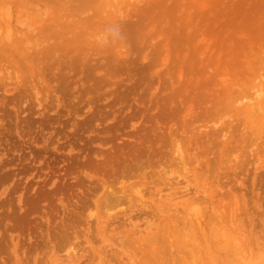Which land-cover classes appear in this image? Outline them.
<instances>
[{
    "label": "rangeland",
    "instance_id": "374dc122",
    "mask_svg": "<svg viewBox=\"0 0 264 264\" xmlns=\"http://www.w3.org/2000/svg\"><path fill=\"white\" fill-rule=\"evenodd\" d=\"M259 11L264 0H0V264H152L167 253L172 264H264V159L242 169L248 179L215 165L223 125L245 126L235 114L245 96L231 95L230 110L212 97ZM159 130L169 168L142 152Z\"/></svg>",
    "mask_w": 264,
    "mask_h": 264
},
{
    "label": "bare ground",
    "instance_id": "6f19581e",
    "mask_svg": "<svg viewBox=\"0 0 264 264\" xmlns=\"http://www.w3.org/2000/svg\"><path fill=\"white\" fill-rule=\"evenodd\" d=\"M257 14H260V15H256V16H254V17H251L250 19H248V25L249 26H251L252 27V29H251V32L250 33H248V34H246L245 35V37H242V38H237V39H234V42H235V45L232 47V49L229 51V59H223V60H221L222 61V65H221V67H220V69H219V72L217 73V75H220V78H221V76H222V78L220 79V84H221V86L223 87V88H219V89H222L221 90V92H222V94H221V92L220 91H218L217 89H215V93H213L212 95V97L213 98H215L216 100H217V103L216 104H221L224 108H225V110H228V108H229V110L230 109H232V101H231V95H236L237 94V96H239V97H242V96H245V99L242 97V99L240 100V101H242L245 105H247V107L244 109V110H237V112L235 111V114L237 115V116H239L240 118H239V121H241V122H243L244 124H245V126L243 125V128L241 129H239V130H237V132L236 131H226L227 130V127L225 126V125H223V129L225 128V131H224V133L225 134H223L224 135V137L222 138V139H225V140H223V143L222 144H224V145H221L222 146V150H221V148L219 149V151L221 152V154H219L220 155V157H218V158H220L219 160H218V162H216L215 163V161H213L214 163H215V165H219V167H220V165L222 166L220 169H222L221 170V173H218V172H216V173H218V174H221V175H224V174H230L229 172L230 171H236L237 172V170H239L240 169V172H241V170L242 169H244V168H246L247 166H251V164L253 165V160H252V158H254V155H256L258 158H262V159H264V18H263V15L260 13V11L257 13ZM220 66V65H219ZM211 84V83H210ZM214 88H216V87H218L217 86V83L215 82V80H214V82L211 84ZM201 90L199 89V91L198 92H196L197 94H200L201 96H203L202 95V93L200 92ZM248 93H251V95H253V98H254V102H253V100L252 99H248L249 97H246V95H248ZM252 93H254V94H252ZM224 96H226V98H224ZM205 98H207L206 96H203V99L205 100ZM247 99H248V102H245V101H247ZM245 100V101H244ZM231 101V102H230ZM240 101H238V103L240 102ZM242 102H240L241 104H239V106H243L244 104H242ZM248 104H250V106H248ZM232 106V107H231ZM232 111V110H231ZM225 126V127H224ZM245 127V128H244ZM164 130H165V128H164ZM156 131V130H155ZM154 131V132H155ZM159 131H162V130H159ZM159 131H158V134L160 135L159 137L157 136V138H156V141H155V139H154V137H156V136H154L153 137V139H154V141H155V145H153V139L151 140V145L149 144V146H147L148 148L146 149V150H144V151H142V152H145L147 155H150L151 154V152H152V154H158V155H160V153L159 152H161V154H163V155H165L164 157H162L161 156V158H160V160H159V158L157 159H155V161H156V163L157 162H159V161H164L165 162V158L167 159V160H171V162H174L173 160H175V159H168L167 158V154H169V153H166L165 151V153L163 152V150H164V148H165V146L167 145L162 139H163V137H162V135H165V134H162V133H164L163 131L162 132H160L159 133ZM155 133H157V132H155ZM167 134V133H166ZM169 134V133H168ZM153 136V135H152ZM162 137V138H161ZM258 140H260V142L259 143H262V146L261 147H259V145H258ZM177 145H179V147L177 146ZM177 145L176 146H174V147H176V149H174V151L173 152H176V150H178V160H177V163H176V165L178 166V164H180L179 166L181 167V163H183L185 166H187L184 162L186 161V160H184V153H183V149H182V147H180V144L179 143H177ZM153 146V147H152ZM168 147H169V145H167ZM237 147H239V148H241L240 149V151H239V148L237 149ZM167 148V147H166ZM173 148V147H172ZM178 148V149H177ZM185 149H187V148H185ZM209 150V149H208ZM166 151H167V149H166ZM219 152V153H220ZM145 153H142V154H145ZM149 153V154H148ZM205 153V152H204ZM234 153H236V155L234 156ZM151 154V155H152ZM173 154V153H172ZM185 156H188V155H185ZM153 157V159H154V157L155 156H152ZM149 158V157H148ZM230 158H232V159H230ZM152 159V158H151ZM150 159V160H151ZM148 160V159H147ZM150 160H148L149 162H150ZM158 160V161H157ZM250 160V161H249ZM259 160V159H258ZM144 161H145V159H144ZM143 161V162H144ZM210 160H208V163H212V161H210ZM253 161V162H252ZM114 162V161H113ZM112 162V163H113ZM145 162H147V161H145ZM144 162V163H145ZM161 162V163H162ZM219 162H221V163H219ZM233 162V165H230V163H232ZM250 162V163H249ZM111 163V164H112ZM139 163H141V162H139ZM152 163V162H151ZM150 163V164H151ZM153 163L155 164V162L153 161ZM161 163H158V165L160 164V166H158V170H159V167H164V164H169V162L168 161H166L164 164H162L161 165ZM187 163V162H186ZM214 163H212V165H214ZM218 163V164H217ZM150 164H148L147 165V167H150L151 166V170H152V168H153V164L152 165H150ZM175 163H170L169 165H165V167H168V166H170V167H172L173 165H174ZM117 166V164L115 163L113 166L114 167H116ZM150 165V166H149ZM155 165H157V164H155ZM184 165H182V167L184 166ZM205 165V164H204ZM207 165H210V164H207ZM210 166V167H213V166ZM215 165H214V167H215ZM112 166V165H111ZM110 166V167H111ZM112 166V167H113ZM184 166V167H185ZM233 166V167H232ZM249 166V167H250ZM113 167V168H114ZM138 167H140V165L138 164ZM165 167H164V170H165ZM181 167V168H182ZM204 167V166H203ZM209 167V166H208ZM210 167H209V169L208 168H206L207 169V172L209 173V170H211L210 169ZM248 167V168H249ZM143 168H146V167H143ZM169 168V167H168ZM179 168V167H178ZM186 168V167H185ZM185 168H182V169H185ZM205 168V167H204ZM215 168H217V167H215ZM233 170H232V169ZM160 169H163V168H160ZM247 169V168H246ZM245 169V170H246ZM264 169V168H263ZM151 170H149V171H151ZM166 170H167V168H166ZM245 170L243 171L242 170V172H244L243 174H245L246 172H245ZM247 170H250V168L249 169H247ZM156 171V173L158 172L157 170H153L152 172H151V174H153V172H155ZM161 171V170H160ZM159 171V172H160ZM203 170L201 169V174H203V172H202ZM217 171H218V169H217ZM261 171V170H260ZM162 172V171H161ZM166 172V171H165ZM165 172H163V173H165ZM220 172V171H219ZM231 172V173H232ZM236 172H235V174H236ZM257 172V171H256ZM156 173H154L153 175H150V176H154V175H156ZM174 173H175V171H174ZM208 173H206V172H204V174H208ZM212 173V172H211ZM214 173V172H213ZM216 173H215V176H217L216 175ZM253 173V172H252ZM259 173H261V172H259ZM263 173H264V171H263ZM262 173V174H263ZM161 174V173H160ZM169 174H172L171 172H169ZM176 174V173H175ZM174 174V175H175ZM234 174V175H235ZM240 175V177L242 176V178L244 177H246V174H245V176H243V174H241V173H239ZM250 174H251V171H250ZM261 174V175H262ZM165 175H166V173H165ZM177 175V174H176ZM199 175V174H198ZM212 175V174H211ZM214 175V174H213ZM233 175V174H232ZM256 174H255V171H254V175H252L251 174V176H255ZM264 175V174H263ZM145 176V175H144ZM156 176H160V175H156ZM162 176V175H161ZM202 176V175H201ZM163 177V176H162ZM162 177H161V179H162ZM165 177V176H164ZM170 177V176H169ZM173 177V176H172ZM171 177V178H172ZM210 177H212V176H210ZM214 177V176H213ZM234 177V176H233ZM236 177V176H235ZM167 178V177H166ZM239 178V177H238ZM237 177H236V179H238ZM247 179H248V177H246ZM245 178V179H246ZM143 179V178H142ZM146 179V178H145ZM156 179V178H155ZM163 179H165V178H163ZM168 179V178H167ZM175 179H176V177H175ZM199 179V178H198ZM214 179L215 178H213V181L212 182H214ZM220 179H223L224 181H225V183L228 181L227 179H229V177H224V176H222ZM232 180H233V178H231ZM230 179V181H232ZM235 179V180H236ZM263 179H264V177H263ZM168 180H170V182H171V179H168ZM216 180L218 181V179H217V177H216ZM215 180V181H216ZM223 180H222V182H223ZM256 180V179H255ZM234 181V180H233ZM238 181V180H237ZM180 182V181H179ZM229 182V181H228ZM227 182V183H228ZM236 182V181H235ZM241 182H242V180H241ZM240 182V180H239V184H243V183H241ZM164 183V182H163ZM168 183H169V181H168ZM216 183V182H215ZM219 183H220V181H219ZM225 183L223 184V185H225ZM232 183V182H231ZM144 184V183H143ZM179 184V183H178ZM218 184V183H217ZM221 184V185H222ZM236 184V183H235ZM237 184H238V182H237ZM239 184H238V186H239ZM247 184L248 183H246V186H247ZM161 185V184H160ZM170 185V184H169ZM228 185V184H227ZM229 185H230V182H229ZM234 185V183H232V186ZM165 186V190H166V186L167 185H164ZM211 187L213 186V185H210ZM237 186V185H236ZM236 186H233V188H229V189H231L230 191L232 192V189H234ZM245 186V184H244V187H246ZM250 185H248V187H249ZM258 186V185H257ZM146 187V186H145ZM211 187H209V188H211ZM220 187V186H219ZM225 187V186H224ZM229 187H231V186H229ZM150 188V187H149ZM214 188V187H213ZM216 188V187H215ZM221 189L223 188L222 186L220 187ZM217 189V190H219L220 192H221V189ZM225 188H227V186L225 187ZM255 188H256V186H255ZM255 188H254V190H255ZM260 188V190H264V189H262L261 187H259ZM264 188V187H263ZM151 189H152V187H151ZM162 189V188H161ZM164 189V188H163ZM167 189H170L169 187L167 188ZM212 189V188H211ZM224 189V188H223ZM228 189V188H227ZM228 189V190H229ZM237 189H238V187H237ZM236 189V190H237ZM240 190H242L241 188H239ZM239 189L237 190V192H240L239 191ZM250 190V187L249 188H247L246 187V190ZM235 189L233 190V192L234 191H236ZM244 190V189H243ZM229 191V192H230ZM245 191V190H244ZM139 192V191H138ZM138 192L136 193V194H138ZM164 192V191H163ZM220 192H218V193H220ZM246 192V191H245ZM262 192V191H261ZM150 193V192H149ZM170 193V192H169ZM253 193H255L254 191H253ZM135 194V195H136ZM139 194L140 195H142L140 192H139ZM159 194H161V193H159ZM166 194V193H165ZM176 194H177V192H176ZM225 194V193H224ZM228 195H226L225 194V196H226V198L227 197H231L232 196V194H234V193H227ZM248 194V193H247ZM145 195V194H144ZM156 195H158V192H157V194ZM208 195V194H207ZM216 195H217V193H216ZM215 195V197H217V196H219V195H217L216 196ZM235 195V194H234ZM233 195V197H231V199L232 198H237V196H238V194H237V196L235 195L234 196ZM245 195V194H244ZM251 195H252V193H251ZM250 195V196H251ZM137 196H139V195H137ZM162 196V195H161ZM240 196V195H239ZM250 196H246V199H249V197ZM254 196H255V194L254 195H252L251 196V199L252 200H254L253 198H254ZM260 196V195H259ZM154 196H152L151 198H153ZM188 197V196H187ZM192 197V196H191ZM220 197H222V196H220ZM224 197V196H223ZM253 197V198H252ZM156 198H158V196L156 197ZM262 198V197H261ZM137 199V198H136ZM140 199H142V197L140 196ZM144 199V198H143ZM187 199V198H186ZM188 199H190V198H188ZM188 199H187V201H188ZM195 199V198H194ZM219 199V198H218ZM237 199H239V198H237ZM237 199L235 200L234 199V201H235V203L236 204H238L239 205V203L241 202V200H240V202L238 203L237 202ZM259 199H260V197H259ZM222 200V199H221ZM233 200V199H232ZM231 200V201H232ZM238 200V201H239ZM250 200V199H249ZM262 200H263V198H262ZM152 201V200H151ZM194 201V200H193ZM233 201V202H234ZM242 201H243V204H244V208H243V206H242V203H240V206H242L241 208H242V210L244 209V210H246L247 208H248V206L250 205V203H252L251 201H249L250 203L248 204V201H247V204H246V202H244V199L242 198ZM264 201V200H263ZM185 203H186V201H184ZM190 202V201H189ZM191 202H192V198H191ZM205 202V201H204ZM215 202H216V200H215ZM226 202V201H225ZM224 202V203H225ZM262 202V201H261ZM181 203V202H180ZM220 203H222V202H220ZM231 203L232 202H230V204L229 205H231ZM176 204V203H175ZM179 204V203H178ZM206 204V203H205ZM223 204V203H222ZM226 204V203H225ZM224 204V205H225ZM253 204H254V206L257 208V209H261V204L263 205V202L262 203H260L259 202V200H254V202H253ZM142 205V204H141ZM161 205V204H160ZM160 205H159V207H160ZM185 205V204H184ZM221 205V204H220ZM235 205V204H234ZM162 206H163V203H162V205H161V207H160V212H161V210H163V211H165L166 209H163L162 208ZM165 206V205H164ZM163 206V207H164ZM207 206H208V204H207ZM222 206V205H221ZM220 206V207H221ZM233 206V205H232ZM237 205H235V207H236ZM251 206V205H250ZM146 207V206H145ZM169 207V206H168ZM174 207V206H173ZM211 207H212V209H213V206L211 205ZM228 207V206H227ZM230 207V206H229ZM234 207V208H235ZM252 208H254L253 206H251ZM172 208V207H171ZM180 208V207H179ZM217 209H219L218 207H216ZM168 209V208H167ZM216 209V210H217ZM222 209V212H223V208H221ZM230 209V208H229ZM229 209H228V211H229ZM233 209V208H232ZM248 209H250V208H248ZM247 209V210H248ZM172 210H173V208H172ZM177 210V209H176ZM214 210V209H213ZM234 210V209H233ZM232 210V211H233ZM254 210V209H253ZM163 211H162V213H163ZM168 211H169V209H168ZM181 211V210H180ZM220 211V210H219ZM231 211V212H232ZM236 211V210H235ZM171 212V211H170ZM174 212V211H173ZM176 212V211H175ZM183 212V211H182ZM182 212H180L181 214H179V215H176V216H180V215H182ZM214 212H216V213H218V211H214ZM246 213V211H243V213ZM249 212V211H248ZM254 212H257L258 213V211H254ZM154 213V212H153ZM152 213V214H153ZM161 213V214H162ZM169 213V212H168ZM238 213V212H237ZM262 213H263V216H264V212H263V210H262ZM262 213H258V214H260V215H262ZM151 214V215H152ZM219 214V213H218ZM228 214V213H227ZM230 214V213H229ZM232 214H233V212H232ZM236 214V213H235ZM239 214V213H238ZM242 214V213H241ZM247 214V213H246ZM249 214V213H248ZM252 213L250 212V215H251ZM254 214V213H253ZM256 214V213H255ZM254 214V215H255ZM258 214H257V216H258ZM150 215V216H151ZM214 215V214H213ZM231 215V214H230ZM240 215V214H239ZM244 215V214H243ZM242 215V216H243ZM154 216V215H153ZM164 216V215H163ZM209 216H211V215H209ZM215 216H217V220H220V216H221V213H220V216H218V215H215ZM237 216V215H236ZM241 216V215H240ZM249 216V215H248ZM256 216V217H257ZM172 217V216H171ZM175 217V216H174ZM184 217V216H183ZM212 217V216H211ZM210 217V218H211ZM244 217H245V215H244ZM169 218H170V216H169ZM168 218V219H169ZM178 218V217H177ZM209 218V219H210ZM230 218V217H229ZM162 219H164V217L162 218ZM179 219H180V217H179ZM195 219V218H194ZM214 219V218H213ZM215 219H216V217H215ZM215 219H214V221H215ZM245 219V218H244ZM244 219H243V221H244ZM157 220V219H156ZM177 220V222L179 223V221H178V219H176ZM193 220V219H192ZM163 221V220H162ZM169 221V220H168ZM173 221H174V219H173ZM188 221H190V220H188ZM213 221V222H214ZM259 221H260V224L261 225H263L264 226V219H262V217L260 218L259 217ZM186 222V221H185ZM217 222V221H216ZM219 222H221L220 224H222L223 222L222 221H219ZM227 222V221H226ZM228 222H229V220H228ZM244 222H246V221H244ZM243 222V223H244ZM161 223V222H160ZM159 223V224H160ZM164 223H166V221L164 222ZM184 223V222H183ZM191 223V222H190ZM194 223V222H193ZM195 223H196V221H195ZM209 223H211V222H209ZM230 223V222H229ZM242 223V224H243ZM259 223V222H258ZM258 223H256V224H258ZM163 224V223H162ZM161 224V225H162ZM168 224V223H167ZM175 224H177L176 223V221H175ZM181 225H182V223H180ZM197 225H198V223H196ZM213 224V223H212ZM247 223H245V225H246ZM231 225V224H230ZM261 225H260V227H261ZM166 226V225H165ZM164 226V227H165ZM187 226V223L185 224V227ZM232 226V228L234 227L233 225H231ZM163 227V228H164ZM184 227V226H183ZM197 227H199V226H197ZM200 227H202V226H200ZM219 227H221V225H219ZM162 227H160V225H159V229H158V231H161L162 229H161ZM170 228V227H169ZM171 229V228H170ZM179 229V228H178ZM186 229V228H185ZM165 229H163V231H164ZM195 230H196V228H195ZM243 229H241V231H242ZM213 231V230H212ZM214 231H216V230H214ZM244 231V230H243ZM166 232V231H165ZM174 232V231H173ZM182 232V231H181ZM202 232V231H201ZM200 232V233H201ZM155 233H157L158 235H159V233L158 232H155L154 231V233L153 234H155ZM163 233V232H162ZM176 233V232H175ZM184 233V232H183ZM182 233V234H183ZM206 233V232H205ZM152 234V233H151ZM153 234H152V236H153ZM157 234H155L156 236H157ZM163 234H166L167 235V233H163ZM171 234V233H170ZM170 234H168V237H169V235ZM181 234V233H180ZM209 234V233H208ZM249 237H246L245 239H250V242H251V238L252 239H254L256 242H257V240H258V237H257V234L256 233H254V232H252V229H250L249 230ZM132 235V234H131ZM136 235V234H135ZM155 235H154V238H156L155 237ZM148 236V235H147ZM172 236V235H171ZM202 236V235H201ZM220 236V235H219ZM136 237V236H135ZM177 237V236H176ZM259 237H260V235H259ZM127 238V237H126ZM130 238V237H129ZM149 239H150V237H148ZM157 238H159L158 236H157ZM163 238H165V237H163ZM163 238H160V241L158 242L156 239V241L155 242H158L159 244L161 243V239H163ZM173 238V237H172ZM202 238V237H201ZM145 239H147V238H145ZM128 240H133V239H128ZM127 240V241H128ZM170 239H168L167 240V242L166 241H162V243H164V244H167L168 243V241H169ZM126 241V240H125ZM145 241H147V240H145ZM203 241V240H202ZM236 241V240H235ZM130 242V241H129ZM135 242H137V240L135 241ZM143 242V241H142ZM174 242V241H173ZM131 243V242H130ZM134 243V242H133ZM140 243V242H139ZM146 243V242H145ZM145 243H143V245L145 244ZM147 243H148V241H147ZM170 243V242H169ZM168 243V244H169ZM179 243H180V241H179ZM237 243V242H236ZM163 244V245H164ZM181 244V243H180ZM196 244V243H195ZM238 244V243H237ZM134 245H135V243H134ZM160 245H162V244H160ZM183 245V244H182ZM182 245H180V246H182ZM187 245H189V244H187ZM198 245V244H197ZM261 245V244H260ZM138 246V245H137ZM158 246V248H160L161 247V249H162V247H166L165 245L164 246H159V245H157ZM171 246V245H170ZM178 246H179V244H178ZM192 246V245H191ZM247 246V245H246ZM134 247H136V246H134ZM140 247H141V245H140ZM145 247H147L146 245H145ZM144 247V248H145ZM152 247V246H151ZM172 247V246H171ZM170 247V248H171ZM190 247V246H189ZM199 247V246H198ZM236 247V246H235ZM237 247H238V245H237ZM261 247V246H260ZM139 248V247H138ZM137 248V249H138ZM150 248V247H149ZM168 250L170 249V248H168V245H167V247H166ZM166 248H163V250L162 251H164V249H166ZM175 248V247H174ZM141 249V248H140ZM165 250L166 252L168 251V250ZM172 249V248H171ZM170 249V250H171ZM182 249V248H181ZM180 249V250H181ZM192 249H193V247H192ZM202 249V248H201ZM144 250V249H143ZM157 250H160V249H157ZM175 250V249H174ZM194 250H196V248H194ZM208 250V249H207ZM235 250H236V248H235ZM156 250H154V252H155ZM164 251V252H165ZM135 252V251H134ZM147 252V251H146ZM152 252V251H151ZM151 252H147V253H151ZM160 252V251H159ZM163 252V253H164ZM168 252H170V251H168ZM174 252V251H173ZM183 252H185V251H183ZM197 252V251H196ZM202 252V251H201ZM231 252V251H230ZM240 252H242V251H240ZM239 252V253H240ZM249 252V251H248ZM251 252V251H250ZM137 253V252H136ZM156 253H158V251H156ZM178 253V252H177ZM186 254L188 253L187 251L185 252ZM205 253V252H204ZM236 253V252H235ZM246 253V252H245ZM152 254V253H151ZM159 254V253H158ZM185 254V255H186ZM242 254V253H241ZM147 255V254H146ZM145 255V256H146ZM157 255V254H156ZM165 255V253L163 254V256ZM179 255H180V253H179ZM203 255V254H202ZM238 255V254H237ZM243 255H244V253H243ZM145 256H143V257H145ZM149 256H151L150 254L148 255V256H146V257H149ZM159 256H162V253H160L157 257H159ZM163 256H162V259H163ZM167 256H168V258H169V255H168V253H167ZM181 256H183V253H181ZM239 256H240V254H239ZM245 256V255H244ZM185 257V256H184ZM238 257V256H237ZM243 257V256H242ZM115 258V257H114ZM117 258V257H116ZM115 258V259H116ZM150 258V257H149ZM153 260H154V258H155V255L153 254ZM152 258H150V259H152ZM160 258V257H159ZM159 258H157V259H155L156 261V264L158 263V262H160V259ZM167 257L165 256V258L163 259V262L161 261L160 263H165V259H166ZM167 258V259H168ZM181 258V257H180ZM186 258V257H185ZM184 258V259H185ZM188 258V257H187ZM143 259V258H142ZM148 259V258H147ZM161 259V260H162ZM166 259V260H167ZM174 259V258H173ZM205 257H204V261H205ZM243 259V258H242ZM131 260V259H130ZM151 261V262H154V261ZM157 260H158V262H157ZM169 260V259H168ZM167 260V261H168ZM198 260V259H197ZM117 261H118V259H117ZM149 261V260H148ZM166 261V262H167ZM170 261V260H169ZM169 261L166 263V264H168L169 263ZM175 261V260H174ZM180 261V260H179ZM239 261H241V260H239ZM129 262V261H128ZM128 262H127V264H128ZM150 262V261H149ZM154 262V263H155ZM182 262V261H181ZM184 262V261H183ZM186 262V261H185ZM130 263V262H129ZM154 263H152V264H154ZM171 263V262H170ZM169 263V264H170ZM131 264V263H130ZM159 264V263H158ZM172 264V263H171ZM174 264H177L176 262H174ZM180 264H182V263H180ZM185 264V263H184Z\"/></svg>",
    "mask_w": 264,
    "mask_h": 264
}]
</instances>
